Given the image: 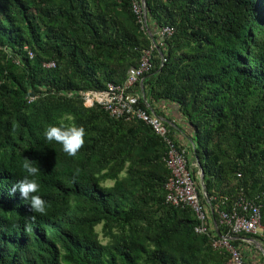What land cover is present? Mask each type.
Returning <instances> with one entry per match:
<instances>
[{"label": "trees", "instance_id": "obj_1", "mask_svg": "<svg viewBox=\"0 0 264 264\" xmlns=\"http://www.w3.org/2000/svg\"><path fill=\"white\" fill-rule=\"evenodd\" d=\"M165 27L173 33L160 41ZM148 50L140 106L177 104L192 131L194 178L201 167L224 209L254 200L264 225V0H0V264L228 263L227 250L196 232L191 207L166 202L164 138L77 94L125 83ZM61 119L86 129L76 157L45 144V128ZM26 158L42 169L47 202L34 222L11 192ZM232 238L264 244L259 234Z\"/></svg>", "mask_w": 264, "mask_h": 264}, {"label": "built area", "instance_id": "obj_2", "mask_svg": "<svg viewBox=\"0 0 264 264\" xmlns=\"http://www.w3.org/2000/svg\"><path fill=\"white\" fill-rule=\"evenodd\" d=\"M135 10L139 13L143 11L142 6L138 4L135 5ZM142 21L144 26L148 28L146 17H143ZM172 33V28H162L158 32L160 41ZM31 56H33L32 53ZM162 60L165 59L162 58ZM45 65L54 67L55 63L51 62ZM151 67V52L148 50L145 51L139 66L129 69L125 83H109L105 90H80L77 94L83 99V103L87 107L100 105L112 117L143 120L152 127L156 134L162 136L168 146L165 161L171 172L165 185L166 202L174 206L184 205L192 208L199 221L195 227L196 232L210 234L215 248L225 249L229 252L227 264H247L242 246L232 244V235L259 234L264 239L261 206L252 199L240 196L234 201L231 208L224 209L220 204H224L227 197H224L220 204H213L217 198L215 196L209 197L207 193H204L201 184V168L198 170V180L192 175L189 154L195 160L191 165L196 167L199 165L189 147L184 144L177 145L169 136L170 129L164 119L154 110L150 111L148 108L140 106V99L146 98L143 90V76L150 71ZM139 85L141 91L138 89ZM215 212L218 213L219 223L224 225L226 234L221 233L218 222L213 218ZM242 240L252 242L247 238ZM260 243L263 249L258 247L257 249L264 256V244L263 242Z\"/></svg>", "mask_w": 264, "mask_h": 264}, {"label": "clouds", "instance_id": "obj_3", "mask_svg": "<svg viewBox=\"0 0 264 264\" xmlns=\"http://www.w3.org/2000/svg\"><path fill=\"white\" fill-rule=\"evenodd\" d=\"M43 136L46 141L45 144L51 145L52 142H55L61 146L64 153L76 157L85 144L86 129L75 122H65L61 119L54 124H49L45 128ZM41 170L37 161L26 158L20 166L19 179L11 189L13 194L19 191L22 198L30 205L34 214L28 220L32 222L36 219L35 214L45 215L47 213V202L41 195V185L39 183ZM32 229L33 224H25L26 231Z\"/></svg>", "mask_w": 264, "mask_h": 264}, {"label": "crops", "instance_id": "obj_4", "mask_svg": "<svg viewBox=\"0 0 264 264\" xmlns=\"http://www.w3.org/2000/svg\"><path fill=\"white\" fill-rule=\"evenodd\" d=\"M154 108L157 109L156 113L164 119L174 138L181 144H184L190 148V144L192 143L191 127L189 126L185 117L181 114L179 106L172 102L159 101L154 103ZM189 158L191 163H193V161L195 162L191 154H189ZM241 246L242 249H244L247 245L244 244ZM260 255L263 257L261 253ZM246 262L248 264L247 259Z\"/></svg>", "mask_w": 264, "mask_h": 264}, {"label": "rangeland", "instance_id": "obj_5", "mask_svg": "<svg viewBox=\"0 0 264 264\" xmlns=\"http://www.w3.org/2000/svg\"><path fill=\"white\" fill-rule=\"evenodd\" d=\"M108 184H112V181H108ZM100 227L98 230L100 231ZM245 247V246H244ZM248 264H263V257H261L259 250L254 245H247L244 249Z\"/></svg>", "mask_w": 264, "mask_h": 264}, {"label": "water", "instance_id": "obj_6", "mask_svg": "<svg viewBox=\"0 0 264 264\" xmlns=\"http://www.w3.org/2000/svg\"><path fill=\"white\" fill-rule=\"evenodd\" d=\"M142 5H143L144 8H146V0H142ZM145 17H146V15H145ZM158 50L161 52L160 49H158ZM161 54H162V52H161ZM195 159H196V161H198V158L197 157ZM201 171H202V173H201V184H202V188H203L204 193H207L206 192L205 182H204V171H203V169H201ZM249 240L252 241V243H254L256 247L260 248L261 250L263 249L261 243L258 240L253 239V238H250Z\"/></svg>", "mask_w": 264, "mask_h": 264}]
</instances>
